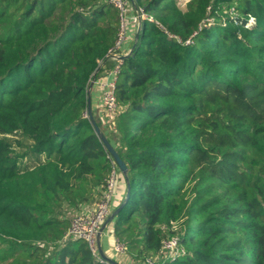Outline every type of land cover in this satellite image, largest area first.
I'll list each match as a JSON object with an SVG mask.
<instances>
[{
  "label": "trees",
  "instance_id": "trees-1",
  "mask_svg": "<svg viewBox=\"0 0 264 264\" xmlns=\"http://www.w3.org/2000/svg\"><path fill=\"white\" fill-rule=\"evenodd\" d=\"M128 1L148 17L129 32L113 121L92 100L125 175L88 113L92 79L118 63L121 10L0 0V264L118 263L66 238L114 168L126 191L106 231L130 264L174 237L185 254L156 264H264V0Z\"/></svg>",
  "mask_w": 264,
  "mask_h": 264
},
{
  "label": "built area",
  "instance_id": "built-area-1",
  "mask_svg": "<svg viewBox=\"0 0 264 264\" xmlns=\"http://www.w3.org/2000/svg\"><path fill=\"white\" fill-rule=\"evenodd\" d=\"M110 1L113 2L122 12V27L118 39L115 46L109 50V55L118 59V63L114 69L108 72V77L102 78L97 82V84L101 89V104L103 105V108L109 115H115L119 110L115 87L118 77L117 73L120 70L121 63L123 62V59L121 58L122 46L123 43L130 38L129 27L132 23L135 21L137 26H139L142 21V17L148 16L143 10L130 16L126 15L130 10L128 0ZM118 176L119 172L116 168H114L107 180V189L104 193L103 199L96 203L90 211L75 215L72 219L71 226L66 233V238L74 237L86 239L90 244L91 249L96 254L98 253L97 251H99L98 245L101 236V224L106 220L109 213H111L112 203L116 200V195L118 193ZM114 250L117 256L124 255L125 247L123 243L118 240V238H115ZM184 254V247L179 244L178 238L174 237L165 240L160 253L154 258H149L147 260L150 264H156L159 261L166 259L175 260L177 257Z\"/></svg>",
  "mask_w": 264,
  "mask_h": 264
},
{
  "label": "water",
  "instance_id": "water-1",
  "mask_svg": "<svg viewBox=\"0 0 264 264\" xmlns=\"http://www.w3.org/2000/svg\"><path fill=\"white\" fill-rule=\"evenodd\" d=\"M139 35H140V29L137 30L136 38H138ZM133 49H134V47H132L131 50L126 55H122L121 58L124 59V58L128 57L131 54V52L133 51ZM94 81H95V77L92 79V82L90 83L89 93H88V113H89V117L92 120L97 133L99 134V136L103 140L104 144L106 145L107 149L111 153L114 161L117 163L119 169L123 172V174L127 175L128 166L126 165L125 161L120 157V155L115 150V148L112 146V144L108 141L106 135L101 130V128L99 127V125L97 124V122H96V120L94 118L93 109H92V97H91V90H92ZM129 194H130V185L128 184V190H127L126 199L128 198ZM117 211L118 210L112 212V214L109 216V218L106 221L107 223L110 222L115 217V215L117 214ZM100 253L102 255H104L103 250H101ZM113 264H118V263L114 262Z\"/></svg>",
  "mask_w": 264,
  "mask_h": 264
},
{
  "label": "crops",
  "instance_id": "crops-1",
  "mask_svg": "<svg viewBox=\"0 0 264 264\" xmlns=\"http://www.w3.org/2000/svg\"><path fill=\"white\" fill-rule=\"evenodd\" d=\"M136 33H137V30H136ZM131 41H132V39L129 38L123 43L122 50H121L122 55H126L131 50V46H130ZM92 93H93L92 94L93 95V99H92L93 100V108L96 109L99 106V104H101V97H100L101 90L99 89L97 84H95V87H93ZM118 178H119L118 183H120V180H121V174L120 173H119ZM107 232L108 231H105V233H103V235L100 236L99 252L101 250H103V253H105L110 258L115 256V258L118 259L117 262L119 264H130L128 258H124L122 256L116 255V253L113 250V244H112V241L115 242V239L114 238L112 239V236L110 237L109 232L108 233Z\"/></svg>",
  "mask_w": 264,
  "mask_h": 264
},
{
  "label": "rangeland",
  "instance_id": "rangeland-1",
  "mask_svg": "<svg viewBox=\"0 0 264 264\" xmlns=\"http://www.w3.org/2000/svg\"><path fill=\"white\" fill-rule=\"evenodd\" d=\"M190 0H178V4H179V6L182 8V9H186L187 8V3L189 2ZM128 6L130 7V5L128 4ZM133 10V9H132ZM130 15H132V14H130ZM129 15V16H130ZM138 29H140V25L139 26H137V24H136V22L134 21L133 23H132V28H130L129 29V32L130 33H136V30H138ZM93 87H95V83L93 84ZM93 87H92V89H93ZM100 89V88H99ZM100 97H101V94H100ZM95 111L97 112V114H98V116H100V120H101V117H103L104 119H106L105 120V125H106V123L107 122H110V121H113V119H111V116L112 115H109L106 111H105V109L103 108V105L102 104H99V106L95 109ZM111 119V120H110ZM107 128H113L114 127V125H113V123L110 125V126H106ZM105 127V128H106ZM108 131V130H107ZM29 159L31 160V161H34L33 160V158L32 157H29ZM28 158H26V159H24V163H30L31 161L29 160ZM118 195H116V200L115 201H113V203H112V207H111V213H109V215H108V217L106 218V220L101 224V227H100V229H101V235H103V233H105V231L106 230H109L110 229V225H109V222L107 223L106 221H107V219L109 218V216L112 214V212L114 211L113 209L118 205V200H117V197H119V193L120 192H122V191H126L125 190V180L122 178L121 180H120V183H119V186H118ZM122 190V191H121ZM124 194H125V192H124ZM124 198H125V196H124ZM89 209H91V208H89ZM76 212H67V215L68 216H70V218H72L71 216H73L74 214H75ZM112 244L114 245V242L112 241ZM98 246H100V244L98 245ZM153 258H154V256H153Z\"/></svg>",
  "mask_w": 264,
  "mask_h": 264
}]
</instances>
